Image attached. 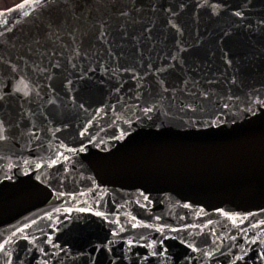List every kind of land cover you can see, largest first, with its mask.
<instances>
[{
	"label": "water",
	"instance_id": "95a60500",
	"mask_svg": "<svg viewBox=\"0 0 264 264\" xmlns=\"http://www.w3.org/2000/svg\"><path fill=\"white\" fill-rule=\"evenodd\" d=\"M0 122V264H264V0L2 7Z\"/></svg>",
	"mask_w": 264,
	"mask_h": 264
},
{
	"label": "flooded vegetation",
	"instance_id": "af4514ba",
	"mask_svg": "<svg viewBox=\"0 0 264 264\" xmlns=\"http://www.w3.org/2000/svg\"><path fill=\"white\" fill-rule=\"evenodd\" d=\"M18 0H0V8L6 7L12 3H15Z\"/></svg>",
	"mask_w": 264,
	"mask_h": 264
},
{
	"label": "snow or ice",
	"instance_id": "6c2138e0",
	"mask_svg": "<svg viewBox=\"0 0 264 264\" xmlns=\"http://www.w3.org/2000/svg\"><path fill=\"white\" fill-rule=\"evenodd\" d=\"M239 15V13H237ZM27 94V93H25ZM5 137L3 136V123L0 122V140L4 139Z\"/></svg>",
	"mask_w": 264,
	"mask_h": 264
}]
</instances>
